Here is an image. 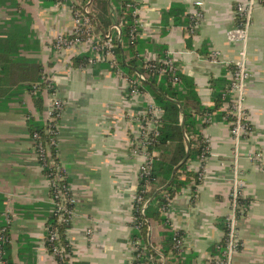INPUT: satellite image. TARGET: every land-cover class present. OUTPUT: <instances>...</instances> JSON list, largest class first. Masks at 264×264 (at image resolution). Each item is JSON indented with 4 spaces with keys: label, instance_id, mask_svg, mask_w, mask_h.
I'll list each match as a JSON object with an SVG mask.
<instances>
[{
    "label": "crops",
    "instance_id": "obj_1",
    "mask_svg": "<svg viewBox=\"0 0 264 264\" xmlns=\"http://www.w3.org/2000/svg\"><path fill=\"white\" fill-rule=\"evenodd\" d=\"M90 1L93 16L107 15L102 12L107 1L108 15L115 17L113 0ZM238 1L139 0L141 37L153 46L149 58L159 56L161 49L173 55L182 74L195 81L206 106L214 105L223 87L218 80H229V64L242 48L231 33L238 23ZM84 2L0 0V228L9 216L12 264H58L45 245L52 210L50 182L27 124L28 114H40L33 101L38 90L45 119L55 100L63 103L58 157L77 199L67 229L71 264H133V196L143 157L132 148L148 100L129 93L126 80L104 63L76 64L74 57L86 49L77 55L52 49L57 35L72 30L73 9ZM174 4L182 10L179 24L173 16L164 19ZM199 11L201 21L189 28L190 18L192 26ZM214 51L220 52L217 62L209 57ZM247 56L245 106L252 131L240 141L238 161L229 124L214 120L203 129L209 154L189 168L203 170L204 178L195 191L192 181L176 194L167 211L199 264H216L219 258L225 237L221 224L232 210L237 170L242 197L250 201L241 206L236 222L242 245L232 264H264V164L249 157L256 149L264 156V5L254 11ZM39 78L51 84L38 89Z\"/></svg>",
    "mask_w": 264,
    "mask_h": 264
},
{
    "label": "trees",
    "instance_id": "obj_2",
    "mask_svg": "<svg viewBox=\"0 0 264 264\" xmlns=\"http://www.w3.org/2000/svg\"><path fill=\"white\" fill-rule=\"evenodd\" d=\"M49 4L60 0H45ZM86 1V0H85ZM116 9L115 17L108 15L110 6L105 1L102 6V12L93 16V22L96 27V32H106L110 26L117 23H122L121 33L114 31L115 36V52L118 59L119 68L123 70L126 76L136 78L138 74H143L147 80L143 81L138 86L142 95H149L153 98L157 106L162 110L159 127V135L153 140V143L148 147L150 151H156L158 154L154 157L151 165L150 174L138 176L137 193L141 195L142 200H148V205L141 212L142 202L133 203L132 211V232L131 241L135 248L133 251V264H158L164 258L167 264H199L195 261L196 254L189 253L186 246L182 248L175 247L176 238L183 237L182 231L175 230L171 220L167 216V211L170 206V199L181 192V190L194 181L192 189L195 191L197 185L201 182L199 172L191 171L190 164L209 153L205 152L207 142L203 135V129L210 123L204 121L205 116L213 115L214 120H224L225 112L221 110L225 100L223 95L228 89L230 80L226 78L219 79L223 87L216 92L214 96V105L206 106L202 103L196 89L195 81L182 74L180 70L167 71L163 75H159L158 69L162 63L154 61H146L143 54L146 51L153 50L152 42L141 37V28L135 29L133 9L128 7V0H113ZM177 4L172 5L170 10L164 15L174 17V22L179 24V15L182 10L178 11ZM78 7L75 6V9ZM115 22V23H114ZM192 17L190 18L189 28H191ZM170 53L161 49L159 57L164 59L170 57ZM75 58V59H74ZM73 59L76 64L87 65L93 62V52H87ZM115 73V69L110 67L108 62H100ZM177 65V62L175 63ZM154 65L155 67H153ZM178 66V65H177ZM232 69V67H231ZM176 78V79H175ZM41 84L38 89L47 87L48 80L39 78ZM52 91V89H49ZM42 90H38L34 95L33 101L39 117L28 114L27 124L31 135L38 133V142L44 146L45 158L39 157L43 166V171L49 180H53L56 176H61V183L67 187H71L69 177L64 170L58 157V124L60 118L56 120L45 119L43 117L44 100L41 95ZM225 121V120H224ZM189 144V148H188ZM187 152L189 155L183 161ZM179 165L173 179V171ZM185 175V178L182 176ZM147 183H150L152 189L147 190ZM168 184V185H167ZM195 193V192H194ZM53 189H50V197L54 198ZM249 199L239 198L241 205L247 206ZM51 214L48 217L47 225L57 233V238L50 241L48 235L45 238L47 249L54 245L63 246L65 251L72 254V245L68 239L67 229L71 225V221L60 219V214L56 211V204L51 202ZM245 213V212H244ZM237 216H241V209H236ZM6 235L5 248L7 251L6 260L8 264H12L8 254L10 245V224L6 223V219L0 228ZM225 232V237L219 245V257L223 256L226 248V234L228 231L227 219L221 224ZM152 229V239L149 240V233ZM158 229L159 235L155 237L154 232ZM68 258L60 264H66Z\"/></svg>",
    "mask_w": 264,
    "mask_h": 264
},
{
    "label": "built area",
    "instance_id": "obj_3",
    "mask_svg": "<svg viewBox=\"0 0 264 264\" xmlns=\"http://www.w3.org/2000/svg\"><path fill=\"white\" fill-rule=\"evenodd\" d=\"M60 0L59 2H63ZM91 1L86 0L82 5L77 6L78 8L73 9V27L69 33L59 34L52 41V49L55 52L62 53L64 51L72 52L75 55L78 52L87 50V52H93L94 58L93 62H108L111 68L115 69V73L121 76L128 85L129 93L133 95H142L138 86L142 84L143 81L147 80L143 74H138L136 78H131L126 76L122 69L119 68L118 59L115 52V36L114 31L118 34L121 33L122 23L113 24L110 29L103 33L96 32V27L93 22V14L90 8ZM264 5V0H240L236 5V16L238 23L232 30V37L237 42L242 44V48L239 51L238 58L232 61L229 65L232 66L230 73V83L228 89L224 93L223 97L227 98L221 108L225 112L223 119L230 126V132L234 139V158L236 162L239 159V144L243 137L248 136L252 131V125L248 119V112L246 111L245 101H246V88L248 80L250 77V70L248 68V56H247V40L249 35V29L252 25L253 15L256 8ZM128 7L133 9L135 29L141 27L139 20L140 4L139 0H128ZM203 16L201 11L195 14V18L192 27L199 24ZM86 52V53H87ZM84 54V53H82ZM80 55V54H78ZM149 51L143 54L146 61H154L162 63L161 67L158 69L159 75H163L167 71L176 72L179 70L178 66L175 64L176 59L173 55L167 58H160L156 56L154 58H149ZM210 60L212 62H217L220 60V52L214 51L210 53ZM155 67L154 65H152ZM176 79V78H175ZM147 97V105L142 112L140 125L138 133L133 139L132 151L135 155L143 157V162L140 166L139 174L149 175L151 165L153 163L154 157H156L157 152L150 151L148 147L153 143V140L159 135V127L161 126V113L162 110L157 106L155 101L149 95H143ZM63 111V103L59 100H55L49 110L48 118L50 120H56V117H61ZM204 121L212 123L214 121L213 115L205 116ZM39 135L34 133L32 138L34 141V148L39 157L45 158V148L41 142H38ZM205 152L209 153V146L205 148ZM207 157L203 155L201 160H205ZM254 161L264 164L263 152L260 149H256L249 156ZM204 178V171L200 170L199 179ZM49 180V179H48ZM63 178L61 176H56L55 179L50 182V189L54 191V198H51L52 202L56 204V211L60 214V219L65 221H71L75 212V206L77 203L76 197L73 195L71 187H67L65 184L61 183ZM138 187V186H137ZM152 187L150 183H147V190H151ZM242 181L239 177V171L235 175V181L232 190V210L227 217L228 221V231L226 234V248L222 257L216 259V264H232L233 256L235 252L241 248V241L238 239L237 234V219L236 209H241V204L239 203V198L242 196ZM142 196L136 193L133 196V203L142 202ZM170 199V203H171ZM148 200L143 201L141 212L144 213L145 208L148 205ZM11 219L6 216V223L10 224ZM6 227L0 230V264H8L6 260L7 251L5 248L6 235L4 231ZM50 241H54L57 238V233L51 228V225L46 226V236ZM186 246V242L183 237L176 238L175 247L182 248ZM133 247L135 248L134 244ZM49 252L56 258L58 264L60 262L68 261L66 264H71L72 254H68L63 246L54 245L52 248L48 249ZM158 264H167L166 260L162 258Z\"/></svg>",
    "mask_w": 264,
    "mask_h": 264
},
{
    "label": "water",
    "instance_id": "obj_4",
    "mask_svg": "<svg viewBox=\"0 0 264 264\" xmlns=\"http://www.w3.org/2000/svg\"><path fill=\"white\" fill-rule=\"evenodd\" d=\"M188 148H189V144H188ZM188 155H189V152H187V156H186V158H185L183 161H185V160L187 159ZM178 168H179V165L176 166V168L174 169V171H173V175H172V178L170 179V181L168 182V184H169V183L171 182V180L173 179V177H174V175H175V173H176V171H177ZM168 184H167V185H168ZM151 239H152V229L150 230V233H149V240L151 241Z\"/></svg>",
    "mask_w": 264,
    "mask_h": 264
}]
</instances>
